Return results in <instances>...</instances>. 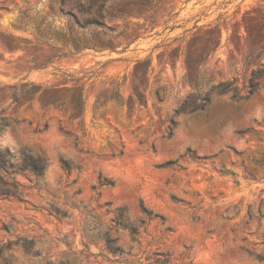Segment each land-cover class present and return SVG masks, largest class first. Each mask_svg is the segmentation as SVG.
<instances>
[{
    "label": "rangeland",
    "instance_id": "rangeland-1",
    "mask_svg": "<svg viewBox=\"0 0 264 264\" xmlns=\"http://www.w3.org/2000/svg\"><path fill=\"white\" fill-rule=\"evenodd\" d=\"M52 1L0 0V118L8 120L0 126V264H264V218L257 217L264 78L248 100L213 94L202 112L186 108L168 138L170 117L197 93V81L202 91L235 82L240 97L248 94L253 69L264 65V42L249 39L244 18L263 13L264 0H162L154 23L151 12L132 10L113 20L116 51L87 50L37 68L65 52L62 42L36 35L38 26L67 32L69 19ZM197 21L218 26L221 38L191 74L188 46L205 31L194 29ZM76 32L92 38L91 31ZM7 37L23 48L6 50ZM252 54L253 66H246ZM146 59L152 66L141 88L145 102L129 110L133 68ZM85 74L92 78L79 84L83 122L38 101L15 105L25 83L71 88ZM159 85L169 89L164 102L152 93ZM103 94L110 101L99 105ZM100 177L113 185L100 187Z\"/></svg>",
    "mask_w": 264,
    "mask_h": 264
},
{
    "label": "trees",
    "instance_id": "trees-1",
    "mask_svg": "<svg viewBox=\"0 0 264 264\" xmlns=\"http://www.w3.org/2000/svg\"><path fill=\"white\" fill-rule=\"evenodd\" d=\"M161 2L162 0H135L127 6H121L118 4L117 0H53L52 9L55 11L59 9V11L65 14L69 19L67 23V32L62 33L61 31H55V33H50V31L46 32V28L38 26L36 35L37 38H44L49 42H62L63 47L59 49L64 48L65 52L59 51L58 53L51 55V57L44 64L37 66V68L46 67L54 59L77 56L87 50H95L98 52H104L106 50L111 52L116 51V47L113 46V42L111 40L114 38V32L117 31L118 27L111 25L113 20L124 17V15H126L129 10H132L136 16H144L146 13L151 12V15L149 16V22L154 23V16L157 13ZM114 5H117L116 10L112 9ZM73 10H76L77 13H74ZM83 16H87V18L83 19ZM198 23L199 21L196 22L194 29H205V31L199 36L194 37L188 46L185 63L189 73L191 74H195L198 71L200 66L205 62L206 59H208L210 53L217 47V43L221 38V30L218 28V26H200ZM244 24L249 34V39H251L253 42H264V12L259 15L248 13V15L244 18ZM253 24H256L254 29H252ZM77 28L84 31H91L92 38L86 39L82 36H79L76 32ZM134 31L136 32V30ZM118 36L128 38V35L124 32H120ZM137 37L138 36L132 37L131 43H134ZM2 42L4 48L9 52H15L23 48L20 46L21 41L13 37H7L3 39ZM199 42H203L202 47L200 48L198 47ZM131 43L128 44L127 48ZM68 47L71 48V50H68ZM261 50L264 52V47ZM253 57L254 54L247 58L246 66H253ZM172 61H174V59H172ZM151 66L152 62L150 59L138 60L134 65L132 72V94L130 95L127 103L129 110L134 109L137 104L139 106H143L145 101L141 88L144 82L149 80L148 74ZM86 77H88V80L92 78L87 74H85L83 77L75 78L73 79L75 81V85L71 88H58L56 86L42 87L35 85L34 83H25L15 91L13 96L15 105L19 106L24 105L25 103L38 101L46 108H55L63 112L71 123H75L76 121L83 122L86 109V95L84 85L79 84L82 79ZM262 78H264V65L259 64L258 67L252 71L247 87L248 94L244 98L240 97L235 82H219L216 85L210 86L208 91H202L204 85L197 81V93L184 101V103L170 117L168 138H172L174 135V130L177 126L176 117L186 108L192 107V112L195 113L202 112L204 108L211 102V95L213 94L225 95L233 92V101H239L241 99L248 100L255 95L259 85L261 84ZM152 93L157 102H164L169 96V89L166 86L159 85ZM115 100L118 101L120 99ZM109 101L110 100L107 98V96L103 94L98 98L97 103L99 105H103ZM119 102H121L123 106L126 105L124 101ZM7 121V118H0V126H6ZM48 127L49 125L46 124L44 130H46ZM60 131L70 138L75 146L80 145L79 138L74 134L65 130L63 127L60 128ZM122 154L123 153H120V155ZM171 163L172 162L168 164ZM62 164L65 170H69V164L67 161L63 160ZM36 165L37 162L35 161L34 166ZM39 168H41V166H39ZM112 185L113 183L111 181L106 183L102 182V178L100 177V187ZM142 211L148 216H152V212L149 211L143 204ZM249 211L252 213L251 206L249 207ZM157 217L159 216L155 215L152 218ZM257 217L260 221L262 218H264V199L258 206ZM2 249L3 248L0 249V252ZM247 252L249 251L247 250ZM258 257L260 259H264V256Z\"/></svg>",
    "mask_w": 264,
    "mask_h": 264
}]
</instances>
